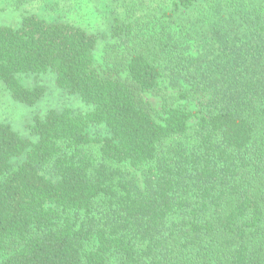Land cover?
Wrapping results in <instances>:
<instances>
[{
  "label": "trees",
  "instance_id": "1",
  "mask_svg": "<svg viewBox=\"0 0 264 264\" xmlns=\"http://www.w3.org/2000/svg\"><path fill=\"white\" fill-rule=\"evenodd\" d=\"M171 10L126 5L102 64L80 25H0L14 102L51 73L90 108L0 121V264H264V0Z\"/></svg>",
  "mask_w": 264,
  "mask_h": 264
},
{
  "label": "rangeland",
  "instance_id": "2",
  "mask_svg": "<svg viewBox=\"0 0 264 264\" xmlns=\"http://www.w3.org/2000/svg\"><path fill=\"white\" fill-rule=\"evenodd\" d=\"M134 0H0V25L18 27L24 16L35 14L50 22H69L80 25L89 32L100 36L96 50L98 64L103 63L107 50L113 46L110 30L116 17H123L125 6ZM142 2L143 0H135ZM153 8L172 11L173 0H149ZM106 35L107 37H103ZM123 76V75H122ZM21 81L27 87L43 86L46 93L41 101L33 107H28L12 100L10 94L0 83V121L10 124L21 136L31 138L28 126L36 116L43 117L49 110H71L83 114L90 110L76 96L69 95L59 89L55 76L51 73L36 76H21ZM146 103L160 109L161 98L153 93H145ZM91 134L106 135L105 128L94 127ZM139 176V171H134Z\"/></svg>",
  "mask_w": 264,
  "mask_h": 264
}]
</instances>
